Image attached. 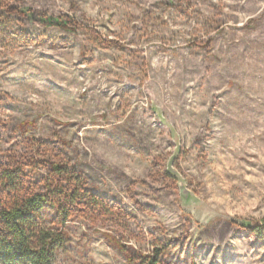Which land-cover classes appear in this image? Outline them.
I'll use <instances>...</instances> for the list:
<instances>
[{
	"label": "rangeland",
	"instance_id": "rangeland-1",
	"mask_svg": "<svg viewBox=\"0 0 264 264\" xmlns=\"http://www.w3.org/2000/svg\"><path fill=\"white\" fill-rule=\"evenodd\" d=\"M6 1L56 25L0 19V121L27 132L22 151L27 136L49 141L113 207L71 222L62 251L264 264V27L233 29L215 0H79L87 22ZM180 221L187 235L169 230Z\"/></svg>",
	"mask_w": 264,
	"mask_h": 264
},
{
	"label": "trees",
	"instance_id": "trees-1",
	"mask_svg": "<svg viewBox=\"0 0 264 264\" xmlns=\"http://www.w3.org/2000/svg\"><path fill=\"white\" fill-rule=\"evenodd\" d=\"M3 17L24 27L56 25L47 14H25L15 3L0 0ZM17 129L0 121V264H54L52 250L66 247L71 222L109 216L113 207L88 187L69 159L46 147L49 141L27 136L22 151L17 139L27 132ZM140 259L141 264H165L159 250Z\"/></svg>",
	"mask_w": 264,
	"mask_h": 264
},
{
	"label": "clouds",
	"instance_id": "clouds-1",
	"mask_svg": "<svg viewBox=\"0 0 264 264\" xmlns=\"http://www.w3.org/2000/svg\"><path fill=\"white\" fill-rule=\"evenodd\" d=\"M49 2L53 4V6L58 12H66L70 17L76 16L81 19H84L85 22H87V20L85 19L84 14L87 13V15H91V10L83 8V5L79 3V0H49ZM215 2L222 3L223 5H228V7L224 8V12L230 18L228 20V23L232 25L233 29H242L245 27V25H249L250 27H256L258 24L264 27V0H215ZM73 4H76L77 7H73ZM27 6H45V0H36V2H30ZM78 9H82V11ZM225 27H227V25ZM237 35H242V33L237 32ZM258 74L264 75V73ZM115 90V88L112 89L113 92H115ZM258 94L264 95V92H260ZM125 119H127V117H122L119 121H113L111 124L102 123L101 125H99V127L105 130L98 131L97 134L104 136L107 132L106 129L114 128L118 123L123 124ZM88 127L95 126L88 125ZM125 127H128V125H125ZM79 135L83 137L85 135V131H81ZM137 135H139V132H137ZM77 143L82 148L87 149L89 153H92V155L88 157L89 160L92 159L93 155L95 154L94 148L89 144H84L82 140H79ZM261 212L264 213V209H261ZM233 227L237 228L239 227V225L234 224ZM172 228L175 229V232L173 233L175 235H180L181 232L187 235L189 231L188 226L185 225L183 221L172 224L169 227V230H171ZM196 230L197 229L195 227L191 228L193 234L196 233ZM68 234L72 235L71 233ZM189 238L191 239L192 237ZM149 239H151V237H149ZM71 243L74 246L76 245V236H72ZM52 251L54 253V256L59 257L58 259H54V264H84V260H87L89 257L94 256V253L91 252L82 260L79 255H77L71 250H61L60 252H56V250L53 249ZM252 251L254 252L255 250ZM259 252L261 255H264V244L260 246ZM249 255H252V252H250Z\"/></svg>",
	"mask_w": 264,
	"mask_h": 264
}]
</instances>
